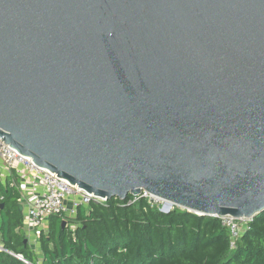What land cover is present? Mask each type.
I'll use <instances>...</instances> for the list:
<instances>
[{
	"label": "water",
	"instance_id": "obj_1",
	"mask_svg": "<svg viewBox=\"0 0 264 264\" xmlns=\"http://www.w3.org/2000/svg\"><path fill=\"white\" fill-rule=\"evenodd\" d=\"M0 137L99 198L253 219L264 0H0Z\"/></svg>",
	"mask_w": 264,
	"mask_h": 264
},
{
	"label": "trees",
	"instance_id": "obj_2",
	"mask_svg": "<svg viewBox=\"0 0 264 264\" xmlns=\"http://www.w3.org/2000/svg\"><path fill=\"white\" fill-rule=\"evenodd\" d=\"M11 179L0 183V264H39L25 242L20 192ZM112 198L81 205L76 217L52 215L39 236L41 264H264V212L255 216L231 248L230 232L218 216L174 206L163 212L146 197L128 203ZM8 250V251H6Z\"/></svg>",
	"mask_w": 264,
	"mask_h": 264
},
{
	"label": "built area",
	"instance_id": "obj_3",
	"mask_svg": "<svg viewBox=\"0 0 264 264\" xmlns=\"http://www.w3.org/2000/svg\"><path fill=\"white\" fill-rule=\"evenodd\" d=\"M2 140L0 137V158L8 171L12 173L10 184L20 190L21 200L26 198L24 222L28 233L34 232L35 236H39L42 232H46L52 215H60L65 219L74 218L79 206H88L92 201H107L105 198L88 193L78 185L71 184L54 172L36 165L31 157L21 154ZM142 197H146L153 205L164 202L143 190L142 193L132 196L128 203H133ZM218 217L222 220V224L228 227L230 245L231 248H235L236 240L252 219L236 218L232 215ZM0 250L5 249L0 246ZM16 256L30 264L22 254H16Z\"/></svg>",
	"mask_w": 264,
	"mask_h": 264
},
{
	"label": "crops",
	"instance_id": "obj_4",
	"mask_svg": "<svg viewBox=\"0 0 264 264\" xmlns=\"http://www.w3.org/2000/svg\"><path fill=\"white\" fill-rule=\"evenodd\" d=\"M11 178H12V173L10 171H8V169L5 167V164H4L3 160L0 158V183L3 186H5L7 184V181L9 179H11ZM19 192H20V190H19ZM25 200H26V198H24V200H21V192H20V203L23 205V213H25V209H26V201ZM48 227H49V223H48L47 230H46L45 233L48 232ZM24 229H25L27 242L37 252L38 256L41 257L40 259H42V256H41V253H40V243H39V236L40 235L39 236H35L34 232L28 233L26 225H25V222H24ZM32 242H33V244H32ZM34 247H37V248L39 247V251H38V249H36ZM39 264H41V260L39 261Z\"/></svg>",
	"mask_w": 264,
	"mask_h": 264
},
{
	"label": "rangeland",
	"instance_id": "obj_5",
	"mask_svg": "<svg viewBox=\"0 0 264 264\" xmlns=\"http://www.w3.org/2000/svg\"><path fill=\"white\" fill-rule=\"evenodd\" d=\"M159 207H160V209L161 208H163L164 207V205H166V203H165V201L164 202H161V203H159V204H157ZM32 244H33V242H32ZM35 245V244H34ZM34 248H36V249H38V251H39V247L37 248V247H34ZM41 257H39V261L41 260L40 259Z\"/></svg>",
	"mask_w": 264,
	"mask_h": 264
},
{
	"label": "bare ground",
	"instance_id": "obj_6",
	"mask_svg": "<svg viewBox=\"0 0 264 264\" xmlns=\"http://www.w3.org/2000/svg\"><path fill=\"white\" fill-rule=\"evenodd\" d=\"M166 203V205H168L169 203L168 202H165Z\"/></svg>",
	"mask_w": 264,
	"mask_h": 264
}]
</instances>
